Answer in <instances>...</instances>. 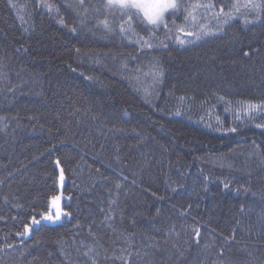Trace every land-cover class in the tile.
Returning <instances> with one entry per match:
<instances>
[{"label":"trees","instance_id":"trees-1","mask_svg":"<svg viewBox=\"0 0 264 264\" xmlns=\"http://www.w3.org/2000/svg\"><path fill=\"white\" fill-rule=\"evenodd\" d=\"M244 2L157 27L0 0V264H264V0ZM61 175L66 216L41 222Z\"/></svg>","mask_w":264,"mask_h":264},{"label":"snow or ice","instance_id":"snow-or-ice-1","mask_svg":"<svg viewBox=\"0 0 264 264\" xmlns=\"http://www.w3.org/2000/svg\"><path fill=\"white\" fill-rule=\"evenodd\" d=\"M46 6L51 10L50 5ZM244 6H250L253 8L262 7L259 4H254L252 0H248V3ZM105 7L120 11L121 15H127L129 20L132 18V16H136L142 21H146L148 24L153 26L158 27L160 25H164L167 27L165 22V14L172 10V14L174 15L178 5L176 0H106ZM234 7H237L238 10V6L234 5ZM221 11L223 10L221 9ZM105 26L107 27L106 22ZM179 42L182 44L184 43L183 40H180ZM255 107L257 106L249 105L250 109ZM48 219H51V217H48ZM57 219H59V215H57Z\"/></svg>","mask_w":264,"mask_h":264},{"label":"water","instance_id":"water-1","mask_svg":"<svg viewBox=\"0 0 264 264\" xmlns=\"http://www.w3.org/2000/svg\"><path fill=\"white\" fill-rule=\"evenodd\" d=\"M65 183H66V179H65L64 175H61L59 178V190H60V192H59L58 196L56 197V199L53 200V203H52V210H53L54 217L52 215L47 216L41 222L58 223L61 221V219L63 217L66 216V212L63 210V201L65 200V196L63 195V189L65 186ZM57 215H59V219H57ZM48 217H51V219H48Z\"/></svg>","mask_w":264,"mask_h":264},{"label":"rangeland","instance_id":"rangeland-1","mask_svg":"<svg viewBox=\"0 0 264 264\" xmlns=\"http://www.w3.org/2000/svg\"><path fill=\"white\" fill-rule=\"evenodd\" d=\"M253 1V0H252ZM182 2V0H176V3H177V5L179 6V4ZM248 3V0H245V2H244V4H247ZM247 7H245L244 9H246ZM210 10H211V8L209 7V8H207L206 9V12H205V14H204V16H206V14L207 13H209L210 15H212V13L210 12ZM170 11H172V10H170ZM169 11V12H170ZM217 13H221L220 11H218ZM242 14H246V12H244V13H242ZM166 15H167V13L165 14V19H166ZM203 16V15H202ZM235 16H237V15H235ZM231 18L233 17L232 15L230 16ZM214 18H215V20H217V21H225L224 19V16L222 15V14H220V15H214Z\"/></svg>","mask_w":264,"mask_h":264}]
</instances>
